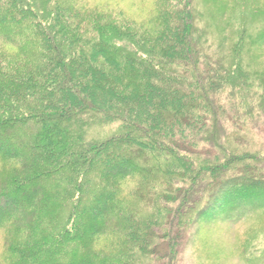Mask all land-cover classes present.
Instances as JSON below:
<instances>
[{
    "label": "trees",
    "instance_id": "trees-1",
    "mask_svg": "<svg viewBox=\"0 0 264 264\" xmlns=\"http://www.w3.org/2000/svg\"><path fill=\"white\" fill-rule=\"evenodd\" d=\"M156 5L131 21L0 0L7 263L181 264L192 228L264 211V147L243 144L264 131V73L235 57L244 30L213 60L193 0Z\"/></svg>",
    "mask_w": 264,
    "mask_h": 264
},
{
    "label": "rangeland",
    "instance_id": "rangeland-1",
    "mask_svg": "<svg viewBox=\"0 0 264 264\" xmlns=\"http://www.w3.org/2000/svg\"><path fill=\"white\" fill-rule=\"evenodd\" d=\"M91 7L99 6L115 12L121 10L131 21L156 12V0H86ZM151 1V2H150ZM112 3V6H111ZM199 13L198 27L206 36V54L230 62L234 43L244 30V48L237 57L255 73H264V0H193ZM115 6L116 9L113 7ZM112 8V9H110ZM110 12L112 19L115 17ZM109 131L108 128L105 129ZM97 135L104 129L95 130ZM245 147H264V131L246 136ZM2 168V163H0ZM3 171V170H2ZM1 171V172H2ZM39 190L38 188L33 191ZM249 219V220H248ZM248 220V221H247ZM11 231L0 232V250L12 239ZM181 264H246V257L262 259L264 263V211L238 224L214 220L204 222L186 235ZM11 263V262H10ZM0 257V264H10Z\"/></svg>",
    "mask_w": 264,
    "mask_h": 264
}]
</instances>
